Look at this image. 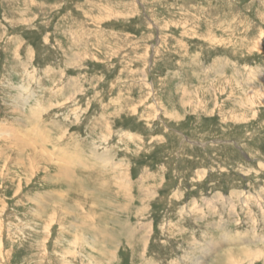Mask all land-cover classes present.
Here are the masks:
<instances>
[{
	"label": "rangeland",
	"instance_id": "rangeland-1",
	"mask_svg": "<svg viewBox=\"0 0 264 264\" xmlns=\"http://www.w3.org/2000/svg\"><path fill=\"white\" fill-rule=\"evenodd\" d=\"M0 264H264V0H0Z\"/></svg>",
	"mask_w": 264,
	"mask_h": 264
},
{
	"label": "bare ground",
	"instance_id": "bare-ground-1",
	"mask_svg": "<svg viewBox=\"0 0 264 264\" xmlns=\"http://www.w3.org/2000/svg\"><path fill=\"white\" fill-rule=\"evenodd\" d=\"M228 262V261H227Z\"/></svg>",
	"mask_w": 264,
	"mask_h": 264
}]
</instances>
